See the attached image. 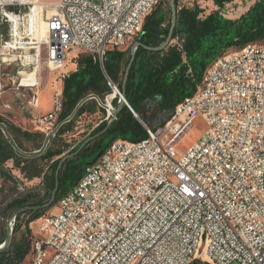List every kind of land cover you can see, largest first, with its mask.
Masks as SVG:
<instances>
[{"label":"built area","instance_id":"1","mask_svg":"<svg viewBox=\"0 0 264 264\" xmlns=\"http://www.w3.org/2000/svg\"><path fill=\"white\" fill-rule=\"evenodd\" d=\"M158 2L57 0L46 34L36 38L33 3L0 0V24L9 27L1 48L29 51V68L56 74L53 109L33 119L44 139L31 155L46 150L89 102L102 110L100 123L113 119L120 92L111 82V94H88L61 118L60 85L70 74L67 64L76 65L69 53L102 64L106 52L140 34ZM1 62L10 63L2 53ZM36 86H29L36 90L33 106ZM197 117L205 131L178 152L176 141ZM142 126L146 138L113 141L85 169L92 180L79 179L72 199L60 198L58 211L36 220L41 228L32 232L29 264H264V44L224 52L164 123ZM0 133L15 154H25L3 121Z\"/></svg>","mask_w":264,"mask_h":264},{"label":"trees","instance_id":"2","mask_svg":"<svg viewBox=\"0 0 264 264\" xmlns=\"http://www.w3.org/2000/svg\"><path fill=\"white\" fill-rule=\"evenodd\" d=\"M231 1L213 0L218 9ZM173 2L176 14L171 41L174 43L157 49L165 42L171 21L169 4L164 7L158 4L145 18L141 32L134 40L139 46L124 86L122 80L130 60V50L106 52L102 67L86 54L76 59L75 71L62 82L61 118L70 114L88 94L101 98L111 93L107 85V82H111L141 121L150 118V123L155 120L160 125L169 118L178 103L196 91L205 69L214 60L226 51L264 41V0H257L236 20L225 19L218 11L202 17V10L198 7H180L178 0ZM117 102L115 98L114 108ZM83 112L84 108H81L78 114ZM1 121L3 117L0 115ZM72 128V124L63 125L48 148L35 156L31 152L41 148L43 134L29 133L8 124L9 134L18 150L25 153L17 154L19 159L0 133V165L12 160L14 168L26 181L39 179L42 187L41 194H30L5 206L4 215L14 216L12 230H18L22 218L26 217V232L18 242H9L0 251V264L22 263L32 241L29 224L41 218L72 190L87 164L98 153H102L115 140L138 142L146 138L142 124L126 106L118 111L109 125L108 122L100 123L91 135L74 147L62 138ZM89 138L92 139L86 142ZM23 143L31 146L25 148ZM63 158L66 159L62 161ZM53 190H56L55 197L48 205Z\"/></svg>","mask_w":264,"mask_h":264},{"label":"rangeland","instance_id":"3","mask_svg":"<svg viewBox=\"0 0 264 264\" xmlns=\"http://www.w3.org/2000/svg\"><path fill=\"white\" fill-rule=\"evenodd\" d=\"M170 0H159L158 4L162 5V7L169 4ZM257 0H233L230 3L224 4L221 9H218L215 6L213 0H178V5L180 7L192 8L198 7L202 10L201 16H207L211 12L218 11L222 17L225 19L236 20L241 15L246 13L248 9L256 2ZM56 0H35L34 6H37L42 14V20L45 21L46 17H49L52 13V4L55 3ZM157 4V5H158ZM156 5V6H157ZM27 12V9L25 10ZM7 31L9 32V27L7 25ZM26 39H23V41ZM135 38L133 40L126 43L121 49H116L117 51H128L134 43ZM8 41V39H7ZM171 44L174 41L170 42ZM264 44V41L262 42ZM31 52L26 50H17L11 51L5 48H2V59L3 61L9 60L10 63H4V66L1 71V89L2 91H6L11 94L13 97V93L16 92L18 94L28 95V99L32 101V95L36 91L35 88L30 87H18L20 81L25 78L27 75L33 73V70L29 68L27 64V60H25L27 56H29ZM83 54L78 51H71L69 53L70 57L75 56L76 59ZM20 57V58H19ZM8 59V60H7ZM13 59V60H12ZM23 62V63H22ZM22 63V64H21ZM26 63V64H25ZM9 64V65H7ZM23 65V66H21ZM66 70L71 72L72 64L68 63L66 66ZM18 73V74H17ZM22 76V77H21ZM56 77V74H51L47 71L45 66H40L36 73L37 79V89L40 90L39 101L40 108L42 109H53V90L56 87V83L53 82V78ZM53 82V84H52ZM111 94V93H109ZM106 95L101 97L104 99ZM12 100L14 99L11 98ZM16 107V106H15ZM22 107V106H21ZM84 108V112L79 115V109ZM51 109V110H52ZM74 116V120L72 124V131L67 134L62 135L64 142L68 143L69 146H76L81 143L86 137L91 135L92 131L99 125L102 119V110L96 106L94 103H87L86 105L80 107ZM35 114L34 117H36ZM7 117V118H6ZM3 116V122L5 124H11L8 120V116ZM29 118L33 119V117L29 116ZM30 123V122H29ZM23 124H27L24 121ZM35 126V125H34ZM34 126H30L26 128V130L33 132ZM206 124L200 118L197 117L191 124V126L184 132L182 136L176 141V149L178 152L186 151L199 136L205 131ZM25 148H29L31 145L28 143H23ZM16 158H20L15 154ZM42 187L39 179H34L32 181H26L19 171L14 168L13 161H7L4 164L0 165V243L4 242L7 239V235L9 234V239L11 244H15L20 240L21 236L26 232L25 221L26 217L22 218L21 223L19 224V228L16 231L10 230V226L8 225V218L12 215L7 214L4 215L3 212L5 206L15 199H20L28 195L32 194H41ZM57 204V203H56ZM56 204L48 209L44 215H48L49 213H53L54 211H58ZM40 219V218H39ZM38 219V220H39ZM41 225V221H35L34 223L29 224L28 229L30 230L31 236L32 232L36 231V228H39ZM14 227V225H13ZM12 227V228H13ZM31 260V253L29 251L28 255L22 261L21 264H29Z\"/></svg>","mask_w":264,"mask_h":264},{"label":"crops","instance_id":"4","mask_svg":"<svg viewBox=\"0 0 264 264\" xmlns=\"http://www.w3.org/2000/svg\"><path fill=\"white\" fill-rule=\"evenodd\" d=\"M8 38H9V33L7 31V24L6 23L0 24V77H1L2 68L4 66L1 62V53H2L1 45L3 41H6ZM75 69H76V65H72L71 72H74ZM52 81L54 82V78ZM60 86L62 88V84ZM38 91L40 95V90ZM13 97L14 99L12 100L11 98ZM13 97L11 96V94L7 93L6 91H2L1 81H0V115L2 117L8 116L9 117L8 120L11 123V125L16 126L23 131H27L29 133L38 132L36 129H33V132H30L26 130V128H29L32 125L34 126L33 119L35 118L34 117L35 114H37V116L47 114L48 112L51 111L52 108L51 109L40 108L39 97H38L37 106H33V103L28 99V95L21 94V93L18 94L14 92ZM29 116L33 117V119L32 118L30 119ZM24 121H26L27 124H23Z\"/></svg>","mask_w":264,"mask_h":264},{"label":"water","instance_id":"5","mask_svg":"<svg viewBox=\"0 0 264 264\" xmlns=\"http://www.w3.org/2000/svg\"><path fill=\"white\" fill-rule=\"evenodd\" d=\"M174 0H170L169 1V6H170V11H171V21H170V28H169V32H168V35H167V38L165 40V42L160 46L158 47L157 49H163L164 47H166L170 41H171V37H172V33H173V30H174V27H175V14H176V11H175V8H174ZM139 46V43H133V45L131 46L130 48V60L125 68V73H124V77H123V80H122V86L125 85V81H126V76H127V73L129 71V68L134 60V57H135V50L137 49V47ZM100 66L102 67V64H100ZM124 96L122 93H120V97L118 99V102L114 108V112H113V119H111L109 122H108V125L115 119V116L117 115L118 111L120 109H122L123 106H125L124 104ZM142 125L144 126H149L150 125V118H143V120L141 121L136 115L134 116ZM92 138H89L88 140H86V142L90 141ZM85 142V143H86ZM101 153H98L91 162H89L87 165H91L93 164L96 159L100 156ZM66 158H63V160H65ZM55 193H56V190H53V192L51 193V197H50V200H49V203L48 205H50L53 200H54V197H55ZM14 219V216H11L9 219H8V225L11 223V221ZM10 239H9V234L7 235V239L5 240V242L3 244L0 245V251L3 250L7 244L9 243Z\"/></svg>","mask_w":264,"mask_h":264},{"label":"bare ground","instance_id":"6","mask_svg":"<svg viewBox=\"0 0 264 264\" xmlns=\"http://www.w3.org/2000/svg\"><path fill=\"white\" fill-rule=\"evenodd\" d=\"M24 1L25 2H30L31 1L33 4L35 3V0H30V1L29 0H24ZM52 12H53V9H52ZM29 16L31 17L32 23L34 22L36 24V27H35L36 28V34H35V37L36 38H39L40 36H44L46 34V29H45V23L46 22L45 21L43 22V20H42V14H41L40 9L37 6H34L33 5L32 13H30ZM12 19H13V21L15 23H17L16 19H14V18H12ZM8 62H9V60H8ZM21 66H23V65H21ZM36 73H37V70H34L33 73H31L30 75H27L25 78H23L20 81V86L21 87H29V86H33V85L35 86V85H37L38 83H37V79H36ZM91 180H92V173H83V175H82V177L80 179L81 182H89ZM74 196H75V189H72L70 192H68L61 199L62 200H69V199H72ZM56 207L59 210V203L56 204ZM48 216H49V214L48 215H43L39 220H46ZM39 228H41V225H40ZM10 230H11V228H10Z\"/></svg>","mask_w":264,"mask_h":264}]
</instances>
